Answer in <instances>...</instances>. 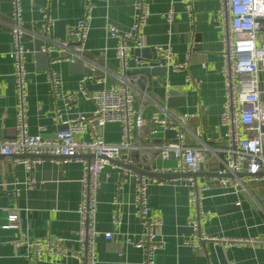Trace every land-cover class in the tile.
<instances>
[{
    "label": "crops",
    "instance_id": "crops-1",
    "mask_svg": "<svg viewBox=\"0 0 264 264\" xmlns=\"http://www.w3.org/2000/svg\"><path fill=\"white\" fill-rule=\"evenodd\" d=\"M148 5L149 15L143 28L142 42L149 47L152 59L157 58L154 45L170 44L174 61L187 62L185 70L174 71L168 67L165 75H150L136 71L134 65L127 77L136 88L134 107L148 120L153 113L159 117H177L182 113L191 115L187 120L185 143L191 147L203 144L207 151L205 171L221 169L217 151L222 145L224 128L219 124V115L224 101V87L219 72L221 66V34L217 26L220 0H143ZM135 0H22L24 37L23 43L32 50L26 58L27 122L29 132L52 138L62 128L55 116L59 112L63 119L88 112L93 103L77 91L84 74L104 76V84L96 80L85 82V89L93 91L102 86L117 84L118 64L115 58V39L107 34L109 24L120 30H128L134 20ZM191 13L186 11V3ZM92 5L88 19V34L81 58L74 62L90 70L69 67L70 61L47 63V69H39L34 56V40L43 34L47 25L52 40H62L55 35L54 21H62L65 39H70V28L85 16V5ZM172 9L173 21L166 22V12ZM11 0H0V139L14 134L15 93L10 50ZM199 34L200 48L195 47L194 37ZM264 38V20L261 22L259 39ZM258 43V42H257ZM134 54V49L131 50ZM186 54H189L186 58ZM54 52L52 56H57ZM81 67V66H80ZM49 70L60 76V84L53 91L47 81ZM199 80L189 84L186 75ZM144 85L141 87L138 83ZM259 89L264 88V71L258 74ZM170 89L181 91L168 96ZM72 101L67 104L65 96ZM264 101V91L260 93ZM43 127V129H41ZM149 124L134 128L132 139L140 140L145 147L160 145L174 139L172 130L151 132ZM100 133L104 141L116 143L121 138L118 123L105 124ZM87 139L88 135H78ZM133 162L141 163L137 152L132 153ZM16 156L0 155V264H77L72 256H43L37 261L28 245L29 241L60 237L70 250H76L79 217L76 212L81 193L82 163L72 160L67 163L43 159L27 172ZM143 165L171 169L173 158L161 159L155 151L144 148ZM34 179L32 187L25 183ZM182 176L162 178V184H151L148 188L152 213L161 218L162 225L156 229V239L161 246L155 252V264H264V181H247L238 193H229L212 176H197L198 183L209 182L202 208L209 211L204 233L217 240H204L200 248H191L183 241L191 237L188 216L194 214L189 204L188 188L179 179ZM161 178V177H159ZM97 192L95 257L97 264H140L141 249L126 242V236L136 239L141 232L139 218L134 214L135 183L121 169L105 167L100 174ZM117 197V203L114 199ZM234 204L237 208L218 213L221 205ZM17 219L10 227L8 214ZM117 213L119 222L112 221ZM110 232L111 239L104 233ZM243 239L241 243L225 242L223 238ZM27 241V243H26Z\"/></svg>",
    "mask_w": 264,
    "mask_h": 264
},
{
    "label": "built area",
    "instance_id": "built-area-1",
    "mask_svg": "<svg viewBox=\"0 0 264 264\" xmlns=\"http://www.w3.org/2000/svg\"><path fill=\"white\" fill-rule=\"evenodd\" d=\"M84 7L85 16L70 28V39L52 40L47 25L45 39L48 42L40 50L47 54L49 64L61 60L74 62L81 58L92 5L87 4ZM134 9V20L128 30H120L111 24L106 28L109 37L115 39L117 84L88 91L84 87L86 81L94 79L104 84L105 78L104 76L94 78L91 74L82 75L77 91L93 103V108L66 119L57 112L56 121L64 128L59 129L56 136L50 138L32 134L28 129L26 58L32 50L23 43L25 29L22 0H11V43L8 54L13 66L15 125L13 136L0 139V155H16V162L22 164L27 172L44 158L22 157L24 154L55 156L52 160L61 163L76 160L81 162L83 167L81 193L76 208L79 217L76 236L78 248L70 250L60 237L35 239L29 241L28 245L37 261L46 255L60 257L69 255L76 259L77 264L98 263L95 257V239L99 234L96 229L97 192L101 184L100 174L108 166L112 169H121L134 180V214L139 218L142 229L136 239L126 236V242L141 249L143 259L140 264H155V252L161 246L156 239V229L162 225V221L152 213L148 188L153 183L162 184L165 180L138 173L124 166L131 164L145 166L142 160L144 148L155 151L156 156L161 159L175 160L173 168L150 167L151 172L190 174L179 178L188 188L189 204L194 208V214L187 219L191 237L183 241V244L191 248H200L201 241L217 240V237L207 235L203 230L204 224L208 221L209 211L202 208V202L206 198L210 183H198L197 176L191 175L200 171V165L205 163L206 153L211 149L205 144L191 147L185 143L184 129L191 115L182 113L177 117H159L157 113H153L146 120L134 107L136 88L126 75L132 65L136 68L164 66L174 71L185 70L187 65L186 61L183 63L174 61L170 44L154 45L157 58L152 60L143 59L131 52L132 49L144 47L142 30L149 15L148 5L143 0H135ZM186 11L191 13V5L188 2ZM217 14L219 18L217 26L221 34L219 72L224 87V101L219 115V124L224 128V132L222 145L217 151L222 152L223 158L219 159L220 175L212 176L210 180L219 183L226 192L238 193L247 181H264V101L260 99V93L264 88L260 90L258 83V74L264 71V38L259 39L261 22L256 20L264 19V0H220ZM173 17L174 12L169 9L165 15L166 22L170 24ZM54 52L58 55L53 57ZM188 56L189 54H186V58ZM46 79L53 91H56L61 82L59 74L49 70ZM186 82L196 85L199 80L187 74ZM74 94L73 91L70 96H65L67 104L72 101ZM107 123L120 124L121 138L118 142L104 141L100 130ZM147 123L151 132H157L159 128L172 130L174 139L147 147L140 143V140H133V129H139ZM84 134L88 135L87 139L78 138V135ZM211 151L216 153V150ZM133 152H137L141 163L133 162ZM86 154H93L94 157H84ZM98 155L100 157H97ZM25 183L32 187L34 179L29 176ZM117 201L116 197L114 202ZM16 219V214H8V223L3 227H10V223ZM119 220L117 213H114L112 221L117 223ZM104 237L111 239L112 235L106 232ZM223 241L241 243L243 239L231 237L223 238Z\"/></svg>",
    "mask_w": 264,
    "mask_h": 264
},
{
    "label": "water",
    "instance_id": "water-1",
    "mask_svg": "<svg viewBox=\"0 0 264 264\" xmlns=\"http://www.w3.org/2000/svg\"><path fill=\"white\" fill-rule=\"evenodd\" d=\"M257 22H262L264 19L263 18H257L256 19ZM54 26V30H55V35L64 40L65 39V30L63 27V23L62 21H54L53 23ZM46 38V34L45 32L39 36L36 37V39L34 40V56L36 59L37 64H39L41 67H39V69H47V63H48V56L47 54H45L44 52H42L40 49L42 46L47 44V40ZM194 42H195V47L200 48V42H201V38L199 34H195L194 37ZM134 55L139 56L143 59H147V60H152V54L150 52V48L149 47H142V48H135L134 49ZM81 66V67H80ZM69 67H79L81 68V72L84 73H89L90 70L86 67H82V65H80L77 62H71L69 63ZM166 67L164 66H154L152 68L149 67H142L140 69H136V71H141L144 72L146 74H150V75H165L166 73ZM139 85L141 87H143L144 85L141 83V81H138ZM178 94H181V91L176 90V89H170L168 91V96L172 97V96H176ZM62 128H64V126H62ZM56 135H53V137H55ZM44 137V136H43ZM5 156H16V155H5ZM22 157H41V158H47V159H52L55 158V156H49V155H30V154H24L21 155ZM84 157L90 158V157H94L93 154H86L83 155ZM97 157H100L99 155ZM126 168L136 171L138 173L141 174H147V175H151V176H156V177H161V178H168V177H177V176H187L190 175L189 173H155V172H151L150 171V166H141L140 164H131V165H124ZM245 174V173H244ZM244 174H239L240 176L244 175ZM192 176H218L220 175L219 172H208L204 170V164L201 163L200 165V171H198L197 173L191 174ZM234 208H237L236 205L234 204H226V205H221L217 208V212L218 213H224L227 212L229 210H232Z\"/></svg>",
    "mask_w": 264,
    "mask_h": 264
},
{
    "label": "rangeland",
    "instance_id": "rangeland-1",
    "mask_svg": "<svg viewBox=\"0 0 264 264\" xmlns=\"http://www.w3.org/2000/svg\"><path fill=\"white\" fill-rule=\"evenodd\" d=\"M198 180V179H197Z\"/></svg>",
    "mask_w": 264,
    "mask_h": 264
}]
</instances>
